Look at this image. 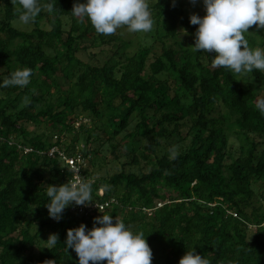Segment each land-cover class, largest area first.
<instances>
[{"label":"trees","instance_id":"16d2710c","mask_svg":"<svg viewBox=\"0 0 264 264\" xmlns=\"http://www.w3.org/2000/svg\"><path fill=\"white\" fill-rule=\"evenodd\" d=\"M85 3L41 0L17 29L18 0H0V83L32 70L26 87H0V264H79L67 231L103 214L144 234L152 264L193 248L209 264H264V72L213 67L215 53L191 48L203 0L201 14L191 0L149 1L153 29L135 39L74 17ZM248 32L264 49V29ZM67 158L92 185L88 205L107 206L78 213L73 202L57 222L45 190L72 181Z\"/></svg>","mask_w":264,"mask_h":264},{"label":"clouds","instance_id":"9594fccd","mask_svg":"<svg viewBox=\"0 0 264 264\" xmlns=\"http://www.w3.org/2000/svg\"><path fill=\"white\" fill-rule=\"evenodd\" d=\"M191 2L196 3V0ZM18 3L23 10L19 22L23 25L34 22L41 12V0H18ZM203 4L206 15L203 18L197 15L190 17V24L198 25L194 47L191 48L197 52L215 53L213 67H223L236 74L253 70L264 72V49L251 48L246 39L251 26L264 29V0H203ZM44 7L52 11L50 3ZM72 15L81 19L87 17L96 32L102 35H112L122 26L130 32L148 33L154 23L147 0H87L85 4L74 5ZM31 75V69H17L0 83V87H26ZM257 107L264 114V101ZM170 151L175 158L178 154L175 147ZM45 191L50 200L47 203L49 216L57 222L73 202L77 206H87L92 202V185L83 179L69 181L59 187L48 186ZM97 224L100 227H95ZM46 244L56 246L58 236L50 235ZM65 248L75 251L79 264H89L90 261L92 264L102 261L107 264H152L153 259L144 234L131 231L117 219L113 225L112 215L108 214L95 218L91 230L83 224L68 230ZM179 264H209V261L195 254L193 248L187 251Z\"/></svg>","mask_w":264,"mask_h":264},{"label":"rangeland","instance_id":"374dc122","mask_svg":"<svg viewBox=\"0 0 264 264\" xmlns=\"http://www.w3.org/2000/svg\"><path fill=\"white\" fill-rule=\"evenodd\" d=\"M149 1H153V0H147V2ZM188 12L189 13H192V14H195V13H202V8L199 7V5L197 3H194V5L192 6H189L188 7ZM12 26H14L15 28L17 29H22V28H26V27H30V25H23L19 22V20H14L12 22ZM116 32H120L123 36L125 37H134V39L136 38V35L134 34V32H130L126 27L122 26L121 28L117 29ZM183 40L185 39L183 35H181V37ZM28 129L30 131H33L34 128L32 126H29ZM105 158L107 161H110L113 159V156L109 153V152H106L105 153ZM111 165V164H110ZM118 165L114 166L113 169L111 170V172L113 171H116L118 169ZM106 169H107V166H106ZM250 229V232L248 233L250 236L255 232L253 228H249Z\"/></svg>","mask_w":264,"mask_h":264},{"label":"built area","instance_id":"2783aa9c","mask_svg":"<svg viewBox=\"0 0 264 264\" xmlns=\"http://www.w3.org/2000/svg\"><path fill=\"white\" fill-rule=\"evenodd\" d=\"M54 151H56L55 149H51L49 152V155H51ZM66 163L69 165V167L76 173L72 179L71 182H74L77 179H80L79 176H77V170H78V163H80L78 158H67L66 159ZM107 206V203L104 204H94L92 206H77L74 204V206L72 207V210H75L78 213H84L85 210L89 209L90 211H102L104 210V208Z\"/></svg>","mask_w":264,"mask_h":264}]
</instances>
